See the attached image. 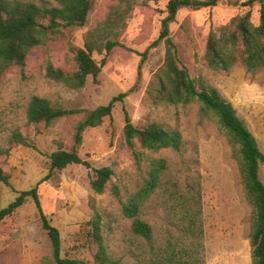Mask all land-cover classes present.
<instances>
[{
    "label": "rangeland",
    "instance_id": "374dc122",
    "mask_svg": "<svg viewBox=\"0 0 264 264\" xmlns=\"http://www.w3.org/2000/svg\"><path fill=\"white\" fill-rule=\"evenodd\" d=\"M51 6L53 0H31ZM169 0H95L84 27L61 28L45 46L29 54L22 76L15 67L0 79V145L9 147L15 129L26 132L37 148L16 144L0 158L12 186L0 183V209L22 191L37 187L43 212L61 233L62 256L93 262L88 236L89 221L100 216L108 253L122 264H252L250 246L251 207L243 191L239 162L227 136L214 119L202 117L197 103L172 105L159 98V74L166 46L162 41L150 50L139 68L141 53L158 38ZM245 0H220L216 6L198 10L183 8L171 23V37L182 62L196 79L204 78L220 89L237 108L256 135L264 152V70L247 73L241 64L229 72L211 69L204 58L212 28L228 23L250 9L259 23L260 6L244 7ZM112 17V26L124 46L107 57L100 82L89 77L79 89L51 80L44 65L74 66L71 47H83L85 34L98 22ZM39 22L46 21L38 18ZM103 39L105 35H103ZM105 53L94 51L101 62ZM111 116L102 125L84 132L79 154L93 167L114 170L107 189L91 187V170L70 164L49 173V155L74 144L77 123L84 112L59 118L37 132L27 125V106L33 95L64 107L94 109L116 95ZM136 126L157 122L183 135L180 150L151 152L130 147L125 139V114ZM165 158L168 169L160 187L142 207L140 218L153 227L147 239L131 230L132 219L122 205L145 183L154 158ZM264 180V164L261 168ZM54 251L43 228L33 197L0 225V264H55Z\"/></svg>",
    "mask_w": 264,
    "mask_h": 264
},
{
    "label": "trees",
    "instance_id": "16d2710c",
    "mask_svg": "<svg viewBox=\"0 0 264 264\" xmlns=\"http://www.w3.org/2000/svg\"><path fill=\"white\" fill-rule=\"evenodd\" d=\"M220 0H169L167 14L162 19L160 34L145 51L141 53L139 68L149 57L150 50L164 41L166 50L164 65L159 74V98L172 105L197 103L200 115L214 119L234 149L239 162L243 191L251 207L250 246L252 264H264V180L261 168L264 164V152L246 120L242 118L234 104L225 97L220 89L204 78H194L188 67L182 62L179 48L171 37L170 25L176 21L178 12L183 8L198 10L216 6ZM51 6L39 5L31 0H0V79L12 68H20L22 76L30 52L38 46H45L61 28L84 27L93 9L95 0H53ZM260 6L259 23L252 21L250 9L244 14L236 15L226 23L210 30L206 42L204 58L207 65L215 70L229 72L241 64L247 73L256 75L264 70V0H245L244 7ZM42 17L45 22H39ZM114 19L107 17L85 34L83 47H71L74 54V66L70 69L55 66L48 58L44 65L45 75L69 88H82L89 77L95 83L107 62L108 55L117 47L124 46L117 38L112 26ZM103 35L105 38L103 39ZM94 51L105 53L101 62L93 57ZM126 96L120 93L108 104L94 109L64 107L50 99L33 95L27 106V125L37 132L41 127L47 128L62 117L84 112L77 123L74 144L68 150L58 148L49 155V174L62 170L70 164H83L91 170V187L97 193H104L114 175L110 166L93 167L90 161L83 159L79 148L83 143L84 132L89 128L102 125L107 116H111L117 101ZM124 134L130 147L141 146L151 152L162 149L180 150L183 135L177 129L166 128L157 122H147L136 126L128 113L125 114ZM10 146L0 145V158L9 155L16 144L37 148L26 132L15 129L9 139ZM168 169L165 158H154L150 164L148 177L144 185L122 205L124 215L132 219L131 230L134 234L150 239L153 235L152 225L140 218L142 207L160 187ZM0 183L12 186L10 175L4 170L0 161ZM28 197H33L39 209L43 228L51 240L55 264H122L107 251L101 231L100 216L89 221L88 236L93 247V262L85 259L62 256V239L60 230L54 226L43 212L38 193L34 187L22 191L11 203L0 209V225L6 217L11 216L25 204Z\"/></svg>",
    "mask_w": 264,
    "mask_h": 264
}]
</instances>
